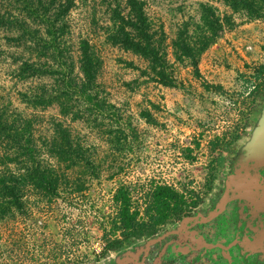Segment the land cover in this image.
Returning a JSON list of instances; mask_svg holds the SVG:
<instances>
[{
  "label": "rangeland",
  "instance_id": "rangeland-1",
  "mask_svg": "<svg viewBox=\"0 0 264 264\" xmlns=\"http://www.w3.org/2000/svg\"><path fill=\"white\" fill-rule=\"evenodd\" d=\"M149 2L174 84L124 70L118 60L135 58L105 50L100 81L113 108L103 122L66 121L59 129L70 134L75 154L40 153L24 172L11 168L12 190H0V264H88L109 235H121L122 211L147 223L166 214L156 212L161 194L203 207L218 197L226 164L264 97V0ZM89 13L72 12L74 44ZM183 47L193 58L183 57ZM43 121L32 129L48 142L55 128ZM168 215L161 232L172 228Z\"/></svg>",
  "mask_w": 264,
  "mask_h": 264
},
{
  "label": "trees",
  "instance_id": "trees-1",
  "mask_svg": "<svg viewBox=\"0 0 264 264\" xmlns=\"http://www.w3.org/2000/svg\"><path fill=\"white\" fill-rule=\"evenodd\" d=\"M89 2L90 5L88 0H0L1 191L12 190L13 166L24 172L28 161L40 153L59 158L63 153L79 151L70 134L59 131L67 127L66 121L90 125L107 119L106 112L113 105L108 102L105 85L100 81L107 48L137 60H118L122 69L139 72L163 86L175 82L166 60V39L157 36L159 26L149 0ZM79 6L89 8L90 13L74 44L71 15ZM212 40V37L205 39L196 54L207 49ZM183 49L186 50L183 57L193 58L191 50ZM138 62L144 64L143 68ZM6 82L9 87H5ZM134 83L137 81L122 86ZM49 109L56 113L46 118L43 114ZM43 120L55 128L48 142H40L32 129ZM159 199L156 212H166L172 200L182 210V196L172 192L161 194ZM121 214V226L116 227L122 229L121 235L151 233L167 216V213L159 215L154 221L149 216L147 223H140L124 211Z\"/></svg>",
  "mask_w": 264,
  "mask_h": 264
},
{
  "label": "flooded vegetation",
  "instance_id": "flooded-vegetation-1",
  "mask_svg": "<svg viewBox=\"0 0 264 264\" xmlns=\"http://www.w3.org/2000/svg\"><path fill=\"white\" fill-rule=\"evenodd\" d=\"M221 194L222 190L209 207L191 201L179 210L173 200L166 211L173 217L171 229L161 232L156 226L151 233L109 235L101 253L88 264H264V232L254 230V222L240 239L235 238L236 201L208 216L217 211Z\"/></svg>",
  "mask_w": 264,
  "mask_h": 264
},
{
  "label": "water",
  "instance_id": "water-1",
  "mask_svg": "<svg viewBox=\"0 0 264 264\" xmlns=\"http://www.w3.org/2000/svg\"><path fill=\"white\" fill-rule=\"evenodd\" d=\"M264 97L251 119L246 137L235 148L222 174V194L216 209L220 212L227 202H237L234 235L240 239L254 222V230L264 232ZM236 210V208H235ZM247 213L244 214L243 211ZM197 219V218H194ZM250 222V223H249ZM183 227V225H181Z\"/></svg>",
  "mask_w": 264,
  "mask_h": 264
}]
</instances>
